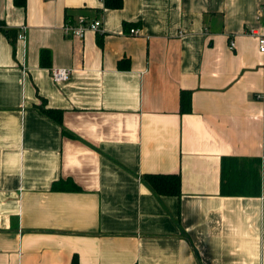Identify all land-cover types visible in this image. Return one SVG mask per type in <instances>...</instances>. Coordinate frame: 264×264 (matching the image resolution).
Listing matches in <instances>:
<instances>
[{"label":"crops","instance_id":"1","mask_svg":"<svg viewBox=\"0 0 264 264\" xmlns=\"http://www.w3.org/2000/svg\"><path fill=\"white\" fill-rule=\"evenodd\" d=\"M262 9L0 0L3 28L27 26L13 44L0 29V264H264V55L248 34ZM78 15L103 31L65 36ZM54 67L69 79L55 83ZM42 99L67 134L36 108ZM222 159L241 161L247 182L258 173L259 189L223 195ZM147 173H179L180 196L156 197ZM67 180L73 189H53Z\"/></svg>","mask_w":264,"mask_h":264},{"label":"trees","instance_id":"2","mask_svg":"<svg viewBox=\"0 0 264 264\" xmlns=\"http://www.w3.org/2000/svg\"><path fill=\"white\" fill-rule=\"evenodd\" d=\"M14 4L20 7H24L25 0H13ZM105 5L110 8H119L121 6V0H105ZM0 29L13 44L16 39V30L5 29L0 22ZM122 60L118 62V66L122 67ZM128 61V60H126ZM48 62V51L43 49L40 52V63L44 66ZM180 107L182 112L190 111V92L181 91L180 93ZM40 113L57 123L62 133L67 134L66 129L62 126V112L59 109L45 107V101L42 99V105L36 107ZM246 162H256L260 164L259 159H252ZM257 171V170H256ZM258 172V171H257ZM248 170L245 165L236 159H222L221 161V178H220V191L223 195H252L259 189L260 179L255 171L252 170L251 182H247ZM141 180L150 189V191L156 196L161 197L163 195H172L179 197L181 194V175L179 173H147L141 176ZM60 183V182H59ZM59 183H54L53 189L58 188L61 190H71L74 185L71 181L67 180L62 186ZM70 264H78L77 257L72 256Z\"/></svg>","mask_w":264,"mask_h":264},{"label":"built area","instance_id":"3","mask_svg":"<svg viewBox=\"0 0 264 264\" xmlns=\"http://www.w3.org/2000/svg\"><path fill=\"white\" fill-rule=\"evenodd\" d=\"M103 1V0H100ZM263 13H261L264 17V10L262 9ZM27 30L26 25H21L19 27V31H17L16 38L17 39H24L25 32ZM88 30L94 31L99 33L103 31V23L100 18H88L84 15H78L75 21H68L62 25L63 34L67 37H82L84 33ZM137 29L131 28L129 30L130 34L137 33ZM248 34L253 36L257 43V50L260 54L264 55V24H260L258 27L250 29ZM229 48L232 49L234 46L233 41L229 40ZM50 75L52 80L55 83L65 82L69 79L71 75V69L63 68V67H54L50 70ZM255 98L262 102L263 109L262 114L264 115V88L256 93Z\"/></svg>","mask_w":264,"mask_h":264}]
</instances>
